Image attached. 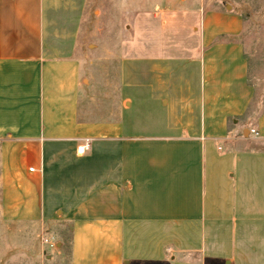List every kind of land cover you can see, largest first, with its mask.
I'll use <instances>...</instances> for the list:
<instances>
[{
    "label": "crops",
    "instance_id": "obj_1",
    "mask_svg": "<svg viewBox=\"0 0 264 264\" xmlns=\"http://www.w3.org/2000/svg\"><path fill=\"white\" fill-rule=\"evenodd\" d=\"M52 1L0 0L5 215L69 224L70 264H264V96L239 11L198 0L195 54L121 59V105L97 119Z\"/></svg>",
    "mask_w": 264,
    "mask_h": 264
},
{
    "label": "rangeland",
    "instance_id": "obj_2",
    "mask_svg": "<svg viewBox=\"0 0 264 264\" xmlns=\"http://www.w3.org/2000/svg\"><path fill=\"white\" fill-rule=\"evenodd\" d=\"M197 1H52L60 8L57 15L64 35L73 38L70 45L80 63L81 88L91 116L111 118L118 111L121 59L132 58L135 52L170 58L195 54L194 26L199 16L189 13V8ZM207 1L241 14L240 40L249 77L264 96V0ZM141 42L158 46L143 50L136 47ZM5 214L0 190V264H70L69 224L43 225L12 220Z\"/></svg>",
    "mask_w": 264,
    "mask_h": 264
},
{
    "label": "built area",
    "instance_id": "obj_3",
    "mask_svg": "<svg viewBox=\"0 0 264 264\" xmlns=\"http://www.w3.org/2000/svg\"><path fill=\"white\" fill-rule=\"evenodd\" d=\"M249 133L256 135V132L254 130H250ZM86 149H87V144H82L76 148V152L78 154H82L86 151ZM29 171H33V168H29Z\"/></svg>",
    "mask_w": 264,
    "mask_h": 264
}]
</instances>
